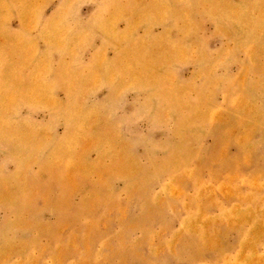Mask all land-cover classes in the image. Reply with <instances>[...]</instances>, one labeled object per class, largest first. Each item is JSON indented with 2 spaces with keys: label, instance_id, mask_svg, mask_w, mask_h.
<instances>
[{
  "label": "rangeland",
  "instance_id": "rangeland-1",
  "mask_svg": "<svg viewBox=\"0 0 264 264\" xmlns=\"http://www.w3.org/2000/svg\"><path fill=\"white\" fill-rule=\"evenodd\" d=\"M0 264H264V0H0Z\"/></svg>",
  "mask_w": 264,
  "mask_h": 264
}]
</instances>
